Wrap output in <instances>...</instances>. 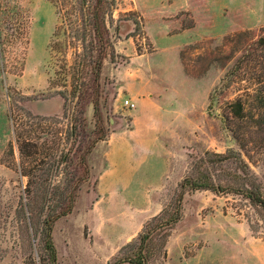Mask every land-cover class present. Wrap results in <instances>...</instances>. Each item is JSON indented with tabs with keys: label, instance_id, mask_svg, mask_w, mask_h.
<instances>
[{
	"label": "rangeland",
	"instance_id": "1",
	"mask_svg": "<svg viewBox=\"0 0 264 264\" xmlns=\"http://www.w3.org/2000/svg\"><path fill=\"white\" fill-rule=\"evenodd\" d=\"M56 1L0 0V264H51L36 207L25 225L27 183L35 200L48 184L59 206L79 184L72 209L52 225L56 264H112L205 151H238L264 195L259 50L250 78L215 92L211 104L208 97L242 56L225 37L249 30L257 40L264 0H71V22ZM95 11L107 42L97 83ZM131 91L144 98L136 111L137 99L123 105ZM237 95L242 119L229 113ZM232 129L244 134V148ZM164 250L148 264H264L262 211L236 193L187 191Z\"/></svg>",
	"mask_w": 264,
	"mask_h": 264
},
{
	"label": "trees",
	"instance_id": "2",
	"mask_svg": "<svg viewBox=\"0 0 264 264\" xmlns=\"http://www.w3.org/2000/svg\"><path fill=\"white\" fill-rule=\"evenodd\" d=\"M56 2L58 3L56 7L61 13L62 21L68 20L71 22L72 18L76 17L73 7L75 4H73L71 0H57ZM84 3L85 0H80L81 5ZM69 7H73V12L69 10ZM91 17L93 19L91 22V34L101 47L95 59L92 61L93 67L91 69L92 81L97 83L102 58L104 57L102 51L107 42L104 37V31L102 30V23H104V21L98 18L97 11L93 12ZM74 23H76V20ZM260 30L262 31V34L253 42H250L247 38L250 33L249 30L239 31L225 37L226 43H230L231 46L240 49L242 56L236 58L232 62L224 75L220 78L219 84L212 89L208 96L210 104L215 92L228 90L232 83H241L240 81L244 75H246V78H250L249 72L251 62L256 51L259 50V56L264 59V27H261ZM260 65L264 66V63ZM71 83H74V87H76V75L71 80ZM242 87L246 94H248V86ZM94 107L95 109L97 108L96 105H94ZM228 107L232 118L242 119L244 117L243 102L239 95L229 101ZM232 131L234 139L237 141L239 147L244 148V134L242 132H236V130L234 131L233 129ZM26 142L27 141L24 140L20 144L21 153H25L26 146L30 144ZM31 145L36 147V144L34 143ZM89 152L90 149L88 148L85 156L81 158L84 167V178L89 175V167L86 160V155ZM229 164H233V170L227 168ZM216 168L220 169V173H215ZM27 184L26 196H24L25 199L21 204V211L23 213L25 225L28 226L32 224V215H34L33 208L36 207L37 210H39L37 216L40 218V235L44 241V249L48 252L51 264H56V251L51 235L52 225L55 219L65 215L72 209L75 193L79 184L75 183L71 186L70 193L67 198H65L67 200H62L65 202V205L63 206H59L58 200L52 205L53 199L51 194L48 195V184L45 186L40 184V186L37 187H40L44 192L42 197H39L38 200L32 199L31 195L29 196L32 190L29 188L30 184ZM197 189H208L215 193L232 192L242 195L250 202V204L256 205L261 209L264 220V195L262 194V185L250 170L247 162L241 157L240 153L233 149H229L224 153L205 151L202 156L198 157L192 163L189 173L179 182L178 190L174 199L144 224L142 231L137 235L135 240L127 242L120 248L119 253L121 255L118 256L112 264H121L124 262L128 264H148L154 255H164V245L166 238L169 235V230L179 220L181 215V202L183 195L187 191ZM38 201H40L39 205ZM57 207L60 210L55 212V208Z\"/></svg>",
	"mask_w": 264,
	"mask_h": 264
},
{
	"label": "crops",
	"instance_id": "3",
	"mask_svg": "<svg viewBox=\"0 0 264 264\" xmlns=\"http://www.w3.org/2000/svg\"><path fill=\"white\" fill-rule=\"evenodd\" d=\"M129 95L131 96V97H129L132 101H134L135 102V99H137V103H136V108H135V110L134 111H136L140 106H141V103H143V101H144V98H143V96H140L138 93H136V92H134V91H131L130 93H129ZM91 154V153H90Z\"/></svg>",
	"mask_w": 264,
	"mask_h": 264
},
{
	"label": "built area",
	"instance_id": "4",
	"mask_svg": "<svg viewBox=\"0 0 264 264\" xmlns=\"http://www.w3.org/2000/svg\"><path fill=\"white\" fill-rule=\"evenodd\" d=\"M123 105H125L129 109H132L135 107V102L129 98H125L123 99Z\"/></svg>",
	"mask_w": 264,
	"mask_h": 264
}]
</instances>
